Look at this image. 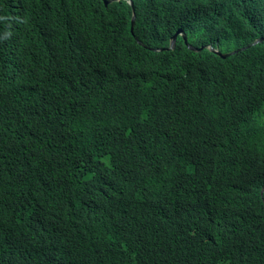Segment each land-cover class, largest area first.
<instances>
[{"label": "clouds", "instance_id": "clouds-1", "mask_svg": "<svg viewBox=\"0 0 264 264\" xmlns=\"http://www.w3.org/2000/svg\"><path fill=\"white\" fill-rule=\"evenodd\" d=\"M263 46L264 0H0V264H169L177 225L183 264H246Z\"/></svg>", "mask_w": 264, "mask_h": 264}, {"label": "trees", "instance_id": "trees-1", "mask_svg": "<svg viewBox=\"0 0 264 264\" xmlns=\"http://www.w3.org/2000/svg\"><path fill=\"white\" fill-rule=\"evenodd\" d=\"M227 13V12H226ZM116 17L124 16L125 18L126 13L122 12L119 9H115L114 12ZM232 25H236V21L234 18H232ZM138 39L141 40V43L143 42L147 46L154 45L158 43V40L154 36V31H151L148 27H145L143 32L137 35ZM131 49L135 53V57L141 58L146 56V53L148 52L147 49L143 48L140 45H136L134 41L131 43ZM264 57V46L255 50H251L247 52L246 54H243L241 58L247 63L248 67H257L258 61H261ZM139 63L138 60L134 61L133 64ZM140 86L142 88L148 89L150 92L155 91L157 87V80L156 79H147V80H141ZM59 123V122H58ZM262 209V205H261ZM264 212V209H262ZM261 210V211H262ZM188 231L185 227H182L180 225L175 226V231L173 232L171 239L173 244V253L171 257L169 258V264H183V258L185 255V241L187 238ZM124 235L123 233L121 236ZM105 236L101 239L102 241L105 240ZM110 239H113L112 237H109ZM98 244V243H97ZM246 264H264V245L257 241L255 246L251 248L250 257L247 259Z\"/></svg>", "mask_w": 264, "mask_h": 264}]
</instances>
